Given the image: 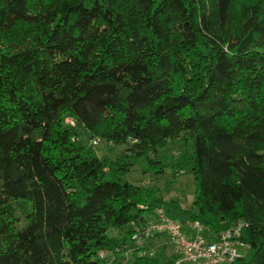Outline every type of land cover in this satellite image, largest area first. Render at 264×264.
Returning <instances> with one entry per match:
<instances>
[{
	"label": "trees",
	"instance_id": "1",
	"mask_svg": "<svg viewBox=\"0 0 264 264\" xmlns=\"http://www.w3.org/2000/svg\"><path fill=\"white\" fill-rule=\"evenodd\" d=\"M133 164L191 173L190 208ZM157 207L264 264V0H0V264H173L132 242Z\"/></svg>",
	"mask_w": 264,
	"mask_h": 264
},
{
	"label": "built area",
	"instance_id": "2",
	"mask_svg": "<svg viewBox=\"0 0 264 264\" xmlns=\"http://www.w3.org/2000/svg\"><path fill=\"white\" fill-rule=\"evenodd\" d=\"M96 143L97 139H92ZM243 224H236L214 235L197 221L183 225L157 207L152 218L132 233L135 248L146 252L147 241L151 237L165 235L175 248L173 264H229L242 256L248 245L240 240ZM106 252L100 251L104 256Z\"/></svg>",
	"mask_w": 264,
	"mask_h": 264
},
{
	"label": "rangeland",
	"instance_id": "3",
	"mask_svg": "<svg viewBox=\"0 0 264 264\" xmlns=\"http://www.w3.org/2000/svg\"><path fill=\"white\" fill-rule=\"evenodd\" d=\"M64 125L71 131H75L78 137L84 143H92L97 155H107L114 158L118 153L124 151L128 144L112 145L106 143L104 140H97L93 143V138H90V134L80 123H77L75 119L66 115L64 117ZM126 181L140 185L144 187L152 188L156 191L157 196L162 197L164 200H176L182 208H190L194 195V182L193 176L188 171H182L173 178L168 168L164 169L162 173H155L152 171L143 172L138 164H133L129 171L126 173ZM152 218V215H151ZM179 221V220H178ZM109 236H118L119 231L112 228L108 231ZM150 244H146V252L154 257H158L161 260L173 258L175 256L174 245L170 242L167 236H154L149 239ZM132 243H130V246ZM107 258L115 260V263L123 264L130 259L129 252L120 256L111 255L108 253Z\"/></svg>",
	"mask_w": 264,
	"mask_h": 264
},
{
	"label": "crops",
	"instance_id": "4",
	"mask_svg": "<svg viewBox=\"0 0 264 264\" xmlns=\"http://www.w3.org/2000/svg\"><path fill=\"white\" fill-rule=\"evenodd\" d=\"M159 236H162V235H159ZM159 236H158V237H159ZM164 236H165V235H164ZM151 242H152V241L148 240V241H147V244H150V245H151Z\"/></svg>",
	"mask_w": 264,
	"mask_h": 264
}]
</instances>
